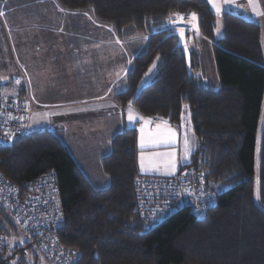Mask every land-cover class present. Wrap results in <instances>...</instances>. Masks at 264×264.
<instances>
[{
    "label": "trees",
    "instance_id": "trees-1",
    "mask_svg": "<svg viewBox=\"0 0 264 264\" xmlns=\"http://www.w3.org/2000/svg\"><path fill=\"white\" fill-rule=\"evenodd\" d=\"M57 1L70 10H91L119 35L149 34L126 76V90L115 100L123 108L132 104L143 115L160 116L175 125L188 103L198 144L184 166L203 173L218 203L204 218L181 207L163 222L147 224L137 210L134 127L115 134L111 152L102 158L106 186L91 182L49 128L0 142L1 171L22 190L48 170L54 171L65 217L58 240L79 252L78 264H264V120L259 199L255 195L257 135L264 104L260 22L245 8L229 6L222 14L223 34L217 38V16L208 0ZM174 13H195L202 36L214 41L218 87L198 74L199 52L192 46L188 72L175 31L162 26ZM155 62L153 77L141 86ZM18 93L24 97L26 87L21 85ZM15 226L0 206V233L9 236ZM30 244L24 240L21 247L11 246L8 240L0 251V264H11V253ZM37 253L33 247L37 264H44L43 260L48 264Z\"/></svg>",
    "mask_w": 264,
    "mask_h": 264
},
{
    "label": "crops",
    "instance_id": "crops-1",
    "mask_svg": "<svg viewBox=\"0 0 264 264\" xmlns=\"http://www.w3.org/2000/svg\"><path fill=\"white\" fill-rule=\"evenodd\" d=\"M208 2L217 16V38L223 34V11L229 6L243 7L251 18L260 22L264 48V0ZM58 8L54 0L0 1V12L4 13L0 18L12 16L11 32L19 33L20 42L24 44L20 55L21 83L26 85V93L41 108L35 113L40 116L39 121L35 122L36 117L31 115L28 127L31 121L40 128H53L76 159L82 172L92 183L87 174H100L98 176L102 179L106 178L104 186L109 180L102 169V158L111 152L113 136L127 127H134L137 131L139 174L171 175L189 164L198 144L189 106H183L179 125L160 119L150 129V116L143 115L132 104L123 108L115 100V95L127 88L126 76L133 66L134 57L145 43V38L139 35H119L111 27L78 26V13L62 14ZM176 15L178 20L185 21L183 25L187 28L186 31L192 30L191 35L212 47L214 41L202 36L196 14L195 19L193 13ZM62 18L65 19L63 22ZM92 27L100 33L95 34ZM197 50L198 74L206 83L219 86L217 70L209 74L205 70L198 46ZM212 62L215 66L214 58ZM150 69L141 86L153 77L155 69L152 72ZM129 115L132 116L131 120ZM168 129L176 132V140L170 144L163 142ZM185 133L193 144L192 152L187 155L183 149ZM142 136L145 141L143 146ZM173 151L176 161L174 170L169 166L172 157L168 155ZM141 153L144 154L145 161L143 170ZM149 161L156 167L149 166Z\"/></svg>",
    "mask_w": 264,
    "mask_h": 264
},
{
    "label": "built area",
    "instance_id": "built-area-1",
    "mask_svg": "<svg viewBox=\"0 0 264 264\" xmlns=\"http://www.w3.org/2000/svg\"><path fill=\"white\" fill-rule=\"evenodd\" d=\"M18 96L0 94V142H11L27 129L30 105ZM152 118L149 128L158 123ZM137 210L152 226L163 222L181 207H187L197 218L206 217L218 203L206 177L193 167L179 168L171 175L137 174L134 180ZM0 203L25 239L31 238L48 264H78L80 254L63 246L57 231L65 224L64 210L57 179L52 169L33 181L27 190L0 172ZM8 238L0 233V251ZM21 247V246H20ZM11 264H33L29 251L11 253Z\"/></svg>",
    "mask_w": 264,
    "mask_h": 264
},
{
    "label": "rangeland",
    "instance_id": "rangeland-1",
    "mask_svg": "<svg viewBox=\"0 0 264 264\" xmlns=\"http://www.w3.org/2000/svg\"><path fill=\"white\" fill-rule=\"evenodd\" d=\"M0 1H3V0H0ZM54 2L56 5L59 6L58 9L61 11L62 14L67 13V12L78 13V15H79V16H77L78 26H84V27L96 26L97 28H102V27L113 28L110 24L104 23V22L100 21L99 19H97L96 16L91 12V10H70V9L64 7L63 5H61L57 0H54ZM176 14H185V13L171 14L168 17V19L163 23V25H162L163 28H168L169 30H173V31H175L178 28H184L185 30L187 29L183 25L185 23V21L178 20L176 18V16H177ZM11 17H12L11 15L10 16L8 15L6 19L0 18V86H2V88L0 89V94L2 93L4 95H8V96H13V95L17 96L19 94L18 92L20 90V86L24 85L26 87L25 84L21 83V58H20V55H21V48L24 44L22 45L20 42L19 33L14 34L13 32H11L12 28H13V25H12L13 19L11 20ZM64 20H65L64 18L61 19L62 22ZM188 24L190 25L189 21H188ZM14 26H16V25L14 24ZM94 29L95 28H93V27L91 28V30H93V32L95 34L100 33L99 31H96ZM114 31H115V29H114ZM191 31H187V32H189V37H188V39L190 40L189 47L192 46L193 48L197 49V46H198L200 48L202 60H203L204 65H205V70L209 74H213L214 70H217L216 65L214 66L213 62H212V58H214L213 48L208 46L205 42H201L197 37L195 38L193 35H191L192 34ZM222 31H223V29H222ZM137 35L144 37V38H147V39H145V43L149 38L148 33L137 34L135 32H130V34L124 35V36L128 37V36H137ZM189 40H188V44H189ZM145 43L143 44V46L145 45ZM143 46L141 47V49L143 48ZM155 68H156V62L152 65L151 72ZM17 80L20 81L19 84L16 83ZM216 87H218V86H216ZM21 99H26L30 103L29 104L30 105V115L28 116V119H27V130H26V132L29 133L32 131H36L37 129H41L38 126H34L31 121H30V125H29L30 127H28V120H29V117L31 115H32V117L33 116L36 117L35 122L39 121L40 116H38V114H35V113H37V111L41 110V108H38V105H37L35 99L30 94L25 93L24 97H22ZM183 106H189V104L185 103ZM263 114H264V105H263V110H262V119L260 121V128L258 130V135H257V146H256V165H255V169H256V184H255L256 199H259L258 174H259L261 127L263 124ZM150 117H151V120H152V118H155V117H157L159 119V121H160V119H163L160 116H150ZM151 120H150V122H151ZM46 127L54 130L53 128H51L49 126H46ZM60 140H61V138H60ZM140 159H141V156H140ZM0 172H2L1 169H0ZM2 173H4V172H2ZM87 175L92 179L93 183L96 186L101 187V186L105 185L106 178L102 179L100 176H98L100 174H87ZM0 206L7 213V211L1 205V203H0ZM7 215L9 216L8 213H7ZM15 227L17 230H10L9 236H7L10 245L15 246V245L19 244V246H21L23 244V241L27 240L29 243H31L28 246L29 248H27L29 251V254H30V258L32 259L33 264H37L38 260H37V258L34 259V256L32 254L33 247L36 250V254H38L37 249L33 244V241H35V240L32 238H31V241L29 239H25V236H23L24 234H22V232L17 228V226H15ZM44 264H46V263H44Z\"/></svg>",
    "mask_w": 264,
    "mask_h": 264
},
{
    "label": "snow or ice",
    "instance_id": "snow-or-ice-1",
    "mask_svg": "<svg viewBox=\"0 0 264 264\" xmlns=\"http://www.w3.org/2000/svg\"><path fill=\"white\" fill-rule=\"evenodd\" d=\"M225 2L227 3V2H229V0H225ZM217 11H219V8H217ZM2 15H4V13L0 12V16H2ZM193 18L195 19V13H193ZM180 35H181V37H183V35H184L183 30H181ZM145 39H147V38H145ZM117 42H119V41H117ZM150 71H151V69H150ZM146 75H147V73H146ZM16 83L19 84L20 81L17 80ZM131 119H132V116L129 115V120H131ZM157 128L159 129V125H157ZM141 131L143 132V129H141ZM175 140H176V132L172 129H168L167 136L165 137L163 142L170 144V143L175 142ZM156 142L157 141H150V143H156ZM144 143H145V141H144V138L142 136L141 137V146H143ZM183 149H184V152L186 155L191 153L193 150L192 141L189 139V136L187 133H185L184 138H183ZM168 155H170L172 157L171 161L169 162V166L172 168V170H174L175 165H176L175 152L173 151V152L169 153ZM149 166L156 167V165L152 164L151 161H149ZM141 168H142V170L145 168V161H144V154L143 153H141Z\"/></svg>",
    "mask_w": 264,
    "mask_h": 264
},
{
    "label": "water",
    "instance_id": "water-1",
    "mask_svg": "<svg viewBox=\"0 0 264 264\" xmlns=\"http://www.w3.org/2000/svg\"><path fill=\"white\" fill-rule=\"evenodd\" d=\"M183 30V37H181L180 32ZM175 34L177 35L178 42L177 46L182 48L185 57H186V65H187V70L189 73H191V65H192V60H191V52H190V47L188 44V39H187V34L188 32L184 28H178L175 30Z\"/></svg>",
    "mask_w": 264,
    "mask_h": 264
}]
</instances>
